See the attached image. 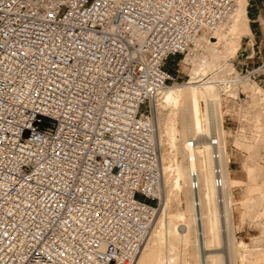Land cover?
Masks as SVG:
<instances>
[{
  "label": "built area",
  "instance_id": "1",
  "mask_svg": "<svg viewBox=\"0 0 264 264\" xmlns=\"http://www.w3.org/2000/svg\"><path fill=\"white\" fill-rule=\"evenodd\" d=\"M233 4L0 0V264H133L160 187L152 100Z\"/></svg>",
  "mask_w": 264,
  "mask_h": 264
},
{
  "label": "bare ground",
  "instance_id": "2",
  "mask_svg": "<svg viewBox=\"0 0 264 264\" xmlns=\"http://www.w3.org/2000/svg\"><path fill=\"white\" fill-rule=\"evenodd\" d=\"M247 2L234 0L228 18L215 27L203 28L182 60L191 59L192 62L195 57L193 49L207 40H213L217 56L231 57L240 48L243 36L252 37ZM218 40L223 41V50L215 47ZM219 69L217 73L220 75L214 74L201 82L192 72L190 80L167 85L152 100L150 120L159 148L161 173L158 195L164 198V207L133 264H176L177 256H181L180 264H226L222 251L228 257L227 264H264V246L260 247L258 243L249 245L241 240L237 243L236 235L233 236L231 231L232 187L243 180L231 176L226 128L220 109L222 93L232 90H228V84L239 85L250 92L248 103L259 105L250 114L253 117L252 129L256 133L253 141L246 138L239 140L238 137L234 143L252 150L254 159L260 158V149L264 150V90L252 80L232 75L234 68L227 60L222 61ZM228 70L230 73L221 76ZM212 140L217 142L216 146ZM215 151L222 160L221 188L215 184V159L212 156ZM253 158L247 166L248 197L242 200V204L249 214L260 215L264 214V166L255 164ZM192 171L198 175L197 190L190 186ZM161 184L164 186L161 187ZM219 194H223L222 203L217 201ZM171 204H175L173 211L169 210ZM164 216L168 218L165 223L161 220ZM220 234L227 241L222 254L215 247ZM191 259L195 261L192 263Z\"/></svg>",
  "mask_w": 264,
  "mask_h": 264
},
{
  "label": "rangeland",
  "instance_id": "3",
  "mask_svg": "<svg viewBox=\"0 0 264 264\" xmlns=\"http://www.w3.org/2000/svg\"><path fill=\"white\" fill-rule=\"evenodd\" d=\"M212 41L207 40L205 42H202L197 48L193 49L192 53L195 55L194 60L192 61L193 64H191L192 63L191 59H189L186 62L183 60L179 62L178 58L180 57V55L170 57L169 62L171 64H175L177 62L175 69L178 70L180 83H184L190 80L192 72L196 75V80L198 82H201L205 78L209 76H213L214 74L220 75V73H217L220 70L219 67L222 61L227 60L234 68V70L232 71L233 73L231 72L232 75L238 74L240 77H243V79L246 78L248 80H252L253 82H256L259 86H261L264 90V39L256 40V42L254 43V46L255 47L258 46V47L255 48L256 52L255 54H253V57L251 58L252 62H250L248 65H242L236 62L238 59H240V54L244 51L243 50L244 48L245 49L247 48L249 51V49H251L252 47L251 45L252 42L249 41L248 38H244V36L242 37V44L240 48L234 54H232L231 57L217 56L213 49ZM214 45L218 49L223 50L222 47L223 41L218 40ZM226 73H230V70L224 72L223 74H221V76H225ZM228 88H227L228 90L230 89L232 90L228 91L226 94L222 93V98L220 101V109L222 113L223 124L226 128V134H225L226 147L228 149L227 151L230 156L229 167L231 168L232 177L243 180L241 183L232 187L233 215H232L231 224L233 226L231 225V231L234 234V235L232 234L233 236L236 235L234 238L237 240V241L235 240L237 243H239L241 240L249 245H252L254 243L261 244L259 245L261 247L264 246V232L262 233L264 226V214L251 215L246 210V207H244L245 205L242 204L243 202L242 200L248 197V192L246 189L248 186L247 166L248 164L252 163L254 152L252 150L246 149L242 145L239 146L236 143H234L235 140L238 139V137H240L239 140L246 138L247 140L253 141L252 139H254V135L256 132L253 131L252 129L254 127L252 125L253 117L250 114L252 113L251 110H253L254 107L259 105L258 103H255L256 106L253 104H249L248 102L250 99L249 98L250 92L248 90L241 88L239 85L228 84ZM234 91H236V93L233 95ZM256 101L257 100L255 99L254 102ZM262 150L263 149H260V153L262 154V155L260 154L261 157L260 158L257 157L256 159L254 158L253 159L255 164H260L264 166V161H263L264 150L263 151ZM162 185L163 184H161V187L164 186ZM157 202H158L156 203L157 210L155 212L154 220L152 224H154V222L161 214L160 212L164 207V198L158 195ZM174 205L171 204L172 207L170 206L169 210L173 211L175 209V207L173 209ZM167 219L168 218L167 217L165 218V216L161 217V220L164 223L166 222ZM158 229L159 228H157V230ZM220 230H221L220 233L223 235L224 234L223 230L222 229ZM221 236L219 240V242H222L220 243L221 245L217 244L219 242H216L217 245L215 244V247H217V251L219 253L227 245L226 244L227 241L224 239V236L222 237ZM257 240L259 242H257ZM241 251L242 250H240L239 252ZM222 252L225 263L227 264L226 260H228V257L226 256L224 251ZM241 253H243V251ZM180 257L181 256L176 257L177 258L175 259L176 264L181 263ZM193 261L195 260L191 259L192 263Z\"/></svg>",
  "mask_w": 264,
  "mask_h": 264
},
{
  "label": "crops",
  "instance_id": "4",
  "mask_svg": "<svg viewBox=\"0 0 264 264\" xmlns=\"http://www.w3.org/2000/svg\"><path fill=\"white\" fill-rule=\"evenodd\" d=\"M246 12L248 15V25L252 32V37L244 36V38H248L249 41H252L251 49L244 48L243 52L240 54V59L236 62L242 65H248L252 62L251 58L253 54H255V48L258 46H254L256 40L264 39V22L262 19L264 18V0H247ZM250 38V39H249ZM253 49V50H252ZM247 54H246V53Z\"/></svg>",
  "mask_w": 264,
  "mask_h": 264
}]
</instances>
